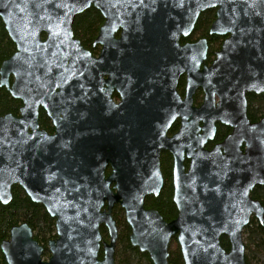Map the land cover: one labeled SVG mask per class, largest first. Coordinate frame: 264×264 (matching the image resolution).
<instances>
[{
  "label": "water",
  "instance_id": "water-1",
  "mask_svg": "<svg viewBox=\"0 0 264 264\" xmlns=\"http://www.w3.org/2000/svg\"><path fill=\"white\" fill-rule=\"evenodd\" d=\"M92 7L105 22L99 58L73 30ZM211 9L210 33L229 37L201 70L206 42L179 39ZM0 18L16 46L0 67V87L22 102L18 117H0V203L9 205L20 186L55 220L57 235L45 261L32 228L13 227L1 244L7 264H116L115 206L125 212L131 245L154 264H171L174 238L184 264H247L244 230L252 218L264 226V206L252 198L264 186V118L252 123L247 113V95L264 94V0H0ZM183 74L184 101L176 91ZM40 109L55 134L41 130ZM177 119L181 128L169 137ZM217 123L232 133L210 150ZM165 151L174 157L171 222L145 207L164 189Z\"/></svg>",
  "mask_w": 264,
  "mask_h": 264
},
{
  "label": "trees",
  "instance_id": "trees-1",
  "mask_svg": "<svg viewBox=\"0 0 264 264\" xmlns=\"http://www.w3.org/2000/svg\"><path fill=\"white\" fill-rule=\"evenodd\" d=\"M213 17L214 14L211 12L201 17L198 28L202 33L207 29ZM103 22L102 14L92 7L74 19V35L85 48L92 49L93 41L98 35ZM43 37L45 38V35ZM15 52L16 46L0 18V67ZM249 105L248 114L253 123L259 122L264 118V94L250 95ZM21 107V101L13 99L5 88L0 87V117L7 114H13L18 117ZM40 125L42 129L53 131L49 120L42 111L40 113ZM177 129L178 125H175L172 132ZM228 133L229 128L220 125L214 143H221L228 136ZM214 143H210L208 148L214 147ZM171 160L172 156L169 153H165L163 163L167 179L172 177ZM173 192L172 183H168L158 198H147L145 206L149 209L158 210L167 222H171L178 216V210L173 202ZM252 198L260 201L264 206V186L255 188L252 192ZM113 216L119 226V237L115 254L116 264H154L147 253H142L138 248L131 245V228L126 221L124 210L120 206H115ZM23 223H27L32 228L34 239L46 248L44 256H48V244L51 240L57 238L56 222L50 217L44 206L34 203L23 188L17 185L13 187L12 202L6 206L0 203V264H7L1 250L2 242L10 238V232L13 227ZM102 233L104 239L108 240L109 237L104 227H102ZM244 236L246 237L247 264H264V226L256 218H252L250 224L244 230ZM221 243L225 250H230L228 238L223 237ZM100 258H103V251L100 253ZM170 263L184 264L177 240L171 243Z\"/></svg>",
  "mask_w": 264,
  "mask_h": 264
},
{
  "label": "flooded vegetation",
  "instance_id": "flooded-vegetation-1",
  "mask_svg": "<svg viewBox=\"0 0 264 264\" xmlns=\"http://www.w3.org/2000/svg\"><path fill=\"white\" fill-rule=\"evenodd\" d=\"M208 12H211L214 14V17L213 19L211 20V22H209L208 26H207V29L204 31V33L201 32V30H199L198 28V25H199V21L201 19V17L203 15H205L206 13ZM217 19V9H211V10H208L206 12H203L200 14L197 22H195V25H194V28L191 32V34L187 37H184L182 36L179 40H180V44L182 46L184 45H187V44H196L200 41H205L206 42V45H207V53H206V58H205V61L201 64L200 66V69L203 70L204 67H211L212 64L214 63V61L216 60L217 58V54L222 50V47H223V44L224 42L228 39L229 36H219V35H213L210 33L211 31V27L212 25L214 24L215 20ZM105 22H103L102 26L104 25ZM101 26V27H102ZM101 30V28H100ZM100 30L98 32V35L96 36L95 40L93 41V45H92V49H87L84 48L89 51L91 53V55L94 57V58H99L101 52H102V49H103V46L102 45H95V41L97 39V37L99 36V33H100ZM46 37V36H45ZM121 32H119L118 34L115 35V38L117 40L121 39ZM44 38V37H43ZM77 39V38H76ZM80 41V40H79ZM81 42V41H80ZM83 45V44H82ZM105 79H108L107 77ZM177 94L179 95V97L181 98L182 101L186 100L187 96H188V87H187V76L186 74H183V76L180 77L179 81H178V84H177ZM252 95V94H248L247 95V99H248V111L247 113L249 112V96ZM111 99L112 101L116 104V105H120L122 103V96H121V93L117 90V89H114L111 93ZM205 102V93H204V90L203 88L201 87H198L194 94L192 95V107L193 108H201L203 106ZM216 104H218L220 102V99L219 97L216 95ZM44 112V114L46 115L47 119L49 120L50 124H51V127L53 128V131H48V130H45V129H42L41 130H44V131H47L49 134H55V128L53 126V123L52 121L50 120V118L48 117L46 111L44 109H40V113ZM248 117H249V114H248ZM250 119V118H249ZM251 121V120H250ZM39 122H40V115H39ZM181 122L182 120L181 119H177L174 124L172 125V127L170 128L169 132H168V136L169 137H173L176 133L179 132L180 128H181ZM252 122V121H251ZM253 123V122H252ZM175 125H178V129L175 131V132H172V129L174 128ZM222 125V126H225L221 123H217V133H218V128L219 126ZM41 127V125H40ZM227 127V126H225ZM229 128V133L227 135H230L232 133V129L230 127H227ZM217 136V135H216ZM216 139V138H215ZM210 143H214L213 142H209L208 145H207V149L209 144ZM214 146L216 145V143L213 144ZM213 148V147H212ZM211 148V149H212ZM210 149V150H211ZM165 153H169L171 156H172V160H171V164H172V177L170 179H167L166 178V175L164 173V155ZM189 160L187 159L185 161V167H186V170H188L189 168ZM160 165H161V171H162V174H163V177H164V181H165V185H164V188L166 186V184L168 183H172L173 185V172H174V157L173 155L168 152V151H165V152H162L161 153V156H160ZM112 172V169L111 167H108L107 170H106V176L109 177L110 174ZM173 191H174V188H173ZM149 197H154V196H149ZM147 197V198H149ZM146 198V200H147ZM156 198V197H155ZM146 203V201H145ZM176 206V205H175ZM146 207V206H145ZM147 208V207H146ZM177 208V207H176ZM149 209V208H147ZM151 209V208H150ZM158 211V210H157ZM166 221V220H165ZM174 240H177V238H174L171 243L174 241ZM178 243V242H177ZM171 247V245H170ZM181 250V249H180Z\"/></svg>",
  "mask_w": 264,
  "mask_h": 264
},
{
  "label": "rangeland",
  "instance_id": "rangeland-1",
  "mask_svg": "<svg viewBox=\"0 0 264 264\" xmlns=\"http://www.w3.org/2000/svg\"><path fill=\"white\" fill-rule=\"evenodd\" d=\"M244 240H245V242H246V237H245V236H244ZM47 250H48V247H47ZM49 258H50V252L48 251V256H44V255H43V259H44L45 261H48Z\"/></svg>",
  "mask_w": 264,
  "mask_h": 264
}]
</instances>
